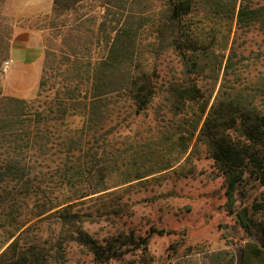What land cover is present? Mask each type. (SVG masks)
<instances>
[{
	"label": "trees",
	"instance_id": "16d2710c",
	"mask_svg": "<svg viewBox=\"0 0 264 264\" xmlns=\"http://www.w3.org/2000/svg\"><path fill=\"white\" fill-rule=\"evenodd\" d=\"M202 4L240 27L264 28V5L251 0H157L156 9L152 0H53L39 18L44 58L37 95H5L0 84V220L12 230L0 264H63L71 241L108 263L128 248L145 250L151 234L169 232H117L101 242L84 229L93 214L74 211V202L112 187L111 161L123 153L110 135L155 100L157 59L170 49L182 58L184 75L167 90L170 110L180 118L192 106L200 113L169 132L183 150L194 137L206 146L225 179L226 210L251 238L241 264H264V113L242 94L208 109L188 69L206 49L201 31L186 20ZM10 47L11 36H0V73ZM251 188L261 190L238 205ZM51 219L59 236L43 241Z\"/></svg>",
	"mask_w": 264,
	"mask_h": 264
},
{
	"label": "rangeland",
	"instance_id": "374dc122",
	"mask_svg": "<svg viewBox=\"0 0 264 264\" xmlns=\"http://www.w3.org/2000/svg\"><path fill=\"white\" fill-rule=\"evenodd\" d=\"M44 1L0 0V36L12 39L16 28L36 29L39 18L52 9L46 12ZM251 1L255 6L264 5V0ZM34 5L39 9H29ZM156 8L157 0H152V9ZM186 20L201 31L206 47L200 50L197 66L192 60L188 69H193L190 77L201 88L208 109L215 102L242 94L264 113L263 26L240 27L236 18H220L205 4L197 6ZM182 70V58L171 49L157 59L159 94L146 112L130 117L126 126L110 135L123 153L111 161L114 167L107 182L112 187L74 202V211L93 214L84 222V229L101 242L117 232L141 236L154 229L169 232L151 234L145 250L128 248L126 254L108 263L97 262L87 247L71 241L65 245L63 264H241L243 248L251 238L237 228L234 216L226 210V183L220 168L197 137L183 150L184 142L182 145L178 135L169 132L200 113L198 106H192L190 116L180 118L170 110L167 90L181 82ZM41 73L36 88L22 98L37 95ZM5 74L0 73L2 87ZM139 174L145 176L121 183L123 177ZM257 189H248V199L243 203L239 198L237 204L249 203L261 190ZM45 223L42 240H55L57 225L53 219ZM10 229L0 220V253L11 241Z\"/></svg>",
	"mask_w": 264,
	"mask_h": 264
},
{
	"label": "crops",
	"instance_id": "0c3cea01",
	"mask_svg": "<svg viewBox=\"0 0 264 264\" xmlns=\"http://www.w3.org/2000/svg\"><path fill=\"white\" fill-rule=\"evenodd\" d=\"M53 2V1H52ZM50 0H45L46 12L52 7ZM42 5L40 8L42 9ZM29 9H39L38 5ZM44 46L42 33L29 27L16 28L11 39L9 57L13 64L6 71L3 79V93L9 96L28 97L30 88L35 87L42 69Z\"/></svg>",
	"mask_w": 264,
	"mask_h": 264
},
{
	"label": "built area",
	"instance_id": "2783aa9c",
	"mask_svg": "<svg viewBox=\"0 0 264 264\" xmlns=\"http://www.w3.org/2000/svg\"><path fill=\"white\" fill-rule=\"evenodd\" d=\"M13 62H14V59L13 58H11V57H9V58H7L5 61H4V63H3V66H2V71L4 72H6L8 69H9V67L13 64Z\"/></svg>",
	"mask_w": 264,
	"mask_h": 264
}]
</instances>
